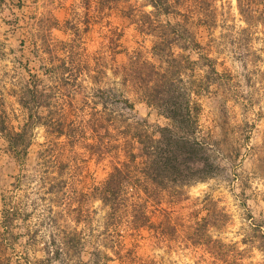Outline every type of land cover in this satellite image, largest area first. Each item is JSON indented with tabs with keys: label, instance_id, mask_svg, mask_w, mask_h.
Segmentation results:
<instances>
[{
	"label": "rangeland",
	"instance_id": "374dc122",
	"mask_svg": "<svg viewBox=\"0 0 264 264\" xmlns=\"http://www.w3.org/2000/svg\"><path fill=\"white\" fill-rule=\"evenodd\" d=\"M97 2L0 0V112L8 128L18 131L24 122L14 92L28 74L40 78L42 66L73 52L78 77L75 96L69 86L47 78L54 96L72 111L67 137L51 140L34 125L26 156L15 159L0 135V264H134L126 255L131 242L143 260L207 264L204 249L183 239L207 199L228 216L226 225L209 231L212 237L244 250L242 264H264V252L241 243L256 225L264 233V27L247 26L236 0H169L181 14L179 26L197 44L189 52L169 47L180 62L179 75L175 64L170 69L172 96L188 112L186 126L206 144L217 169L211 178L181 188L180 201L155 208L175 228L174 236L158 230L128 237L122 230L115 256L102 244L107 209L91 190L125 161L126 124L168 122L159 109L135 98L124 77L131 58L156 66L158 60L155 37L139 32L119 10L129 6L138 14L151 8L144 0H126L98 11ZM66 238L72 240L68 245Z\"/></svg>",
	"mask_w": 264,
	"mask_h": 264
},
{
	"label": "trees",
	"instance_id": "16d2710c",
	"mask_svg": "<svg viewBox=\"0 0 264 264\" xmlns=\"http://www.w3.org/2000/svg\"><path fill=\"white\" fill-rule=\"evenodd\" d=\"M97 1L98 11H104L106 7L112 9L109 7L112 4L126 3V0ZM85 3L89 4V0H85ZM236 5L247 26L258 23L264 27V0H236ZM144 6L151 10L132 14L131 8L126 6V10L119 11L139 32L155 37L152 50L158 66L131 58L124 68V77L131 83L135 98L147 107L159 109L168 124L162 127H147L137 122L126 124L122 132L125 161L113 167L105 180L91 190L93 197L107 209L102 244L115 256L120 255L122 230L128 232V237L140 232L152 234L158 230L164 235L174 236L175 228L155 208L163 203L180 201L184 197L181 188L211 178L217 169L206 144L186 126L188 112L180 110L171 92L174 75L170 69L175 64L177 69L174 74H178L180 62L179 58L172 57L169 47L174 44L181 51L189 52L197 44L187 28L179 26L178 17L181 14L169 0H144ZM152 17H165L166 20L155 21ZM69 25L76 29L73 24ZM179 40L182 44H179ZM166 50L170 55L162 54ZM72 54L67 52L65 58L56 57L55 62L51 61L49 67L42 66L40 74L43 78L28 74L14 92L16 102L25 114L18 131L7 127L0 112V135L15 159L26 156L31 145L29 131L34 125L44 127L51 140L68 136L71 124L68 117L72 111L62 104V98L54 96L48 79H56L63 86H69L68 94L77 95L74 87L78 77L75 75ZM262 54L264 57V48ZM262 77L264 79V70ZM129 107L134 109L132 104ZM88 116L90 122L95 119V114L90 113ZM261 149V161H264V134ZM74 211L77 212L76 209ZM199 213L204 214L194 217L192 225L183 234L184 241L191 247L203 248L209 257L207 264H242L244 250H239L236 244L223 243L209 233L211 229L226 225L228 216L217 210L215 202L208 199ZM260 231V226L252 227L248 238L241 240V243L264 252V233ZM69 241L72 240L66 238L64 244L68 245ZM130 245L133 246L126 250V255L131 263L160 264L153 259L136 257L133 250L136 243L131 242Z\"/></svg>",
	"mask_w": 264,
	"mask_h": 264
}]
</instances>
